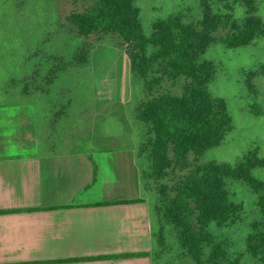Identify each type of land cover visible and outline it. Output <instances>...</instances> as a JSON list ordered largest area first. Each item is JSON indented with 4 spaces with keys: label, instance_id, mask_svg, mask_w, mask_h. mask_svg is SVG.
<instances>
[{
    "label": "rangeland",
    "instance_id": "obj_1",
    "mask_svg": "<svg viewBox=\"0 0 264 264\" xmlns=\"http://www.w3.org/2000/svg\"><path fill=\"white\" fill-rule=\"evenodd\" d=\"M230 4L234 19L243 21L246 7L240 2ZM90 5L89 0H0V105H32L40 121V144L56 143V147H51L53 152L86 147L87 120L94 97L112 86L120 94L128 67L131 69L119 37L112 35L98 41V35L81 36L71 25L70 15L83 12ZM226 5L215 3L214 9L225 16L230 14ZM135 6L148 38L158 21L181 16L186 24H193L204 16L200 0H135ZM256 6L264 21V0H256ZM224 34L220 30L218 36ZM82 50L90 51L87 62L74 61L73 65L72 60ZM203 58L215 63L209 90L215 99L225 102L232 127L218 147L203 156L190 154V167L196 169L209 162L235 167L249 153H255L264 162V37L236 49L214 43ZM182 82H165L163 86L180 92ZM132 83L134 102L130 109L135 115L134 106L144 97V85L135 75ZM147 132L137 119L139 148ZM148 157L149 154L143 155L139 164L146 175L144 190L152 209L155 236L152 257L159 259L156 264H193L179 243L177 231L166 220L162 226L164 244L159 240L160 220L155 212L159 205V184L152 177ZM191 168H175L163 183L173 187L185 180ZM252 174L264 183V164ZM226 189L231 200L242 205V211L234 223L219 229L214 225L212 232L230 257L238 259L240 264H261L250 256L246 245L252 225L263 222L259 195L240 180L227 179Z\"/></svg>",
    "mask_w": 264,
    "mask_h": 264
},
{
    "label": "trees",
    "instance_id": "obj_2",
    "mask_svg": "<svg viewBox=\"0 0 264 264\" xmlns=\"http://www.w3.org/2000/svg\"><path fill=\"white\" fill-rule=\"evenodd\" d=\"M89 1L91 5L83 12L70 15L71 25L81 36L98 35V41L119 37L132 74L143 81L144 97L136 114L148 132L138 147L137 159L139 163L149 154L152 177L159 184L155 209L160 220L159 240L164 244L162 226L166 220L177 231L179 243L193 264H240L212 232L214 225L219 229L239 217L242 205L231 200L226 180H240L259 195L263 222L252 225L246 245L250 256L264 264V183L252 174L264 162L255 153L246 155L235 167L209 162L192 169L189 162L190 154L203 156L221 145L232 127L225 102L215 99L209 90L215 63L203 57L217 42L236 49L264 37L256 0H200L204 14L200 21L186 24L181 16L158 21L150 38L144 34L135 0ZM232 1L247 9L241 22L233 17ZM215 3L227 4L230 14L216 12ZM220 30L225 31L221 37ZM89 53L82 50L71 63H86ZM178 81H183L180 92L163 86ZM175 168L192 170L185 180L170 187L163 182ZM145 176L142 172L143 180ZM154 261L159 259L154 257Z\"/></svg>",
    "mask_w": 264,
    "mask_h": 264
},
{
    "label": "crops",
    "instance_id": "obj_3",
    "mask_svg": "<svg viewBox=\"0 0 264 264\" xmlns=\"http://www.w3.org/2000/svg\"><path fill=\"white\" fill-rule=\"evenodd\" d=\"M126 77L94 97L81 149L51 151L32 105H0V264H156Z\"/></svg>",
    "mask_w": 264,
    "mask_h": 264
}]
</instances>
